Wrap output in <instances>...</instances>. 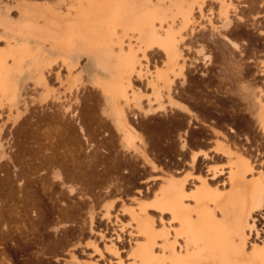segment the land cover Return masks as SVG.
I'll return each mask as SVG.
<instances>
[{
    "label": "rangeland",
    "instance_id": "374dc122",
    "mask_svg": "<svg viewBox=\"0 0 264 264\" xmlns=\"http://www.w3.org/2000/svg\"><path fill=\"white\" fill-rule=\"evenodd\" d=\"M82 8V0H0V51L17 47L11 54L23 58L9 74L12 87L0 91V264H110L118 257L139 264L134 246L146 237L131 209L152 203L159 169L210 178L215 165L223 171L212 182L227 191L228 163L216 141L227 137L252 152L258 140L264 144L252 114L257 97L264 100V0H233L227 15L217 0H205L182 30L184 72L170 73L161 100L148 78L166 71L167 59L155 47L148 49L151 74L132 75L135 99L118 103L95 83L91 53L43 59L33 25H44L45 16L76 17ZM116 107L133 123L135 146ZM196 150L212 158L200 155L193 166ZM254 216L262 236L264 215ZM158 217L147 210L149 234Z\"/></svg>",
    "mask_w": 264,
    "mask_h": 264
},
{
    "label": "bare ground",
    "instance_id": "6f19581e",
    "mask_svg": "<svg viewBox=\"0 0 264 264\" xmlns=\"http://www.w3.org/2000/svg\"><path fill=\"white\" fill-rule=\"evenodd\" d=\"M217 1L222 13L229 14L233 0ZM82 2L87 4V8L77 10L76 17L64 20L45 16L44 25L32 24L33 28H38L43 53L48 54L43 55V59L49 60L52 54L69 57L80 52L91 53L95 61V83L118 103L121 97L126 101L135 99L137 92L132 75L141 77L150 72L148 49L158 47L167 59V70L158 69L155 76L150 72L152 76L148 79L155 98L161 100L164 95L162 87L169 89L173 82L170 73L184 72L179 46L185 37L182 30L193 21L195 9L200 14L203 12L205 0ZM81 18L85 21H78ZM4 20V17L0 18L3 25ZM35 20L30 17L29 21ZM30 22L24 29L27 33L30 32L28 26L32 27ZM12 48L0 51L2 93L12 87L8 78L10 72L23 64L22 57L16 58L11 54L17 51V47ZM11 56L16 65H9L8 58ZM39 78L45 79L44 72L39 71ZM167 94L172 99L169 90ZM252 104V114L261 131L260 138L264 139V100L259 96ZM114 113L123 135L130 142L132 137H136L132 121L127 119L120 107H116ZM185 141L183 138V146L189 144ZM258 141L253 150L255 152L250 150L252 145L251 148L239 145L227 137L216 141V152L225 156L228 163L230 188L227 191L212 182L223 171L215 165L210 170V178L193 172L182 177L177 175L178 169H159L153 183L152 203H142L137 210L131 209L137 231L146 237L145 242H137L134 246L138 251L139 264H264V235H260L254 216L256 212L261 217L264 215V144L261 140L258 144ZM130 143L136 145L133 141ZM196 151L190 155L193 166L200 155L212 158L206 150L202 153ZM153 167L156 168L155 165ZM150 208L159 213L160 221L153 235L149 234V225L144 220ZM165 214L169 215L167 219ZM110 264L127 263L118 257L115 263Z\"/></svg>",
    "mask_w": 264,
    "mask_h": 264
}]
</instances>
